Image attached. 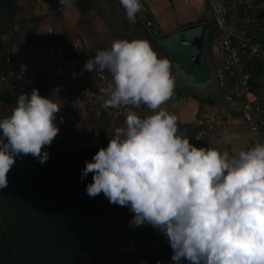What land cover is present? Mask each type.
Returning <instances> with one entry per match:
<instances>
[{
	"label": "clouds",
	"instance_id": "obj_1",
	"mask_svg": "<svg viewBox=\"0 0 264 264\" xmlns=\"http://www.w3.org/2000/svg\"><path fill=\"white\" fill-rule=\"evenodd\" d=\"M120 4L134 24L143 10L140 0ZM97 66L113 77L101 89L107 96L102 107L147 105L154 114L141 118L129 112L126 128H117L107 148L86 161L81 178L93 173L87 194L103 192L112 204L130 205V223L160 229L176 264L182 259L190 264H264V144L237 156L190 144L177 116L161 108L174 94L171 62L158 57L147 40L113 41L84 68L94 72ZM60 107L33 89L30 97L21 94L12 114L0 120V189L8 185L16 156L31 154L42 164L49 159L42 148L60 131L54 123ZM232 139L227 136L225 142Z\"/></svg>",
	"mask_w": 264,
	"mask_h": 264
},
{
	"label": "trees",
	"instance_id": "obj_2",
	"mask_svg": "<svg viewBox=\"0 0 264 264\" xmlns=\"http://www.w3.org/2000/svg\"><path fill=\"white\" fill-rule=\"evenodd\" d=\"M103 1L110 9V16L118 19L124 28L123 32L110 28L112 39L147 40L158 57L169 58L163 47L160 46L158 40L160 30L154 20L152 21L157 29L155 35L151 34L137 18L134 24L129 23L120 0ZM261 1L264 2V0ZM16 2L17 0H5L0 3V64L5 63L15 72L10 80V84L14 85L13 92L6 86L1 87L0 110L3 111V114L0 113V120L12 114L19 94L27 93L30 97L32 90L37 89L39 94L44 97L49 91H55L49 79L57 80L56 78L59 76H57L56 70L58 71L62 63L67 65L69 72H74L75 63H82L78 77L84 79L86 83L79 79L73 80L79 86L88 85L104 100L107 99V96L101 92V89L105 87L101 86V76L112 81V74L107 70L101 71L98 66L94 72H90L84 68V65L89 59H94L98 51L109 50V46L103 44L86 48L80 33L75 30L71 32L73 29L69 26L68 28L61 27L57 33L49 37L48 31L40 30L43 18L39 15H33L29 19L23 17L17 19L20 9ZM115 8L118 9L115 10ZM73 9L80 19L91 12L97 15L102 14L97 6V0H73ZM237 12L238 14L242 13L241 7H238ZM263 13L264 9L261 8L255 9L254 14L262 15ZM187 25L190 26V24ZM242 25L248 31L255 24L247 22ZM261 26L263 25H258V27ZM207 29V40L210 47L217 35L211 19ZM6 33L10 35L11 42L17 43L19 52L24 54L25 58L18 59L6 46L2 39ZM46 39H51L52 47L71 43L74 48L63 51L61 57L58 58L59 61L50 62L49 67L35 68L32 84H30L28 76L22 71L21 64L27 59L28 54H38L39 50L44 52L45 63H48L51 56L49 47L45 45ZM256 40L264 42V28L257 33ZM241 57L245 71L250 75L251 90L249 93L252 96L254 93L260 92L259 88H264V62L247 54ZM215 76L221 93H231L233 78L226 75L224 88H221L217 81V74ZM73 92H77L79 98L84 101L85 109L83 111H86V117L81 115V110H73V99L68 98L63 104V112L67 120H74L76 126L69 128L66 120L56 122L55 125L60 130L58 135L51 145L42 148V153L47 152L49 159L42 164L38 158L31 154L16 156L15 163L7 174L8 185L0 189V264H106V251H111L114 254V263L136 260L142 264H165L164 255L162 260L157 261L152 258V248L147 244L146 234L137 235L130 230L125 233L117 231L108 235L112 240L109 243H106L107 239L101 235L100 226L112 225L118 212L116 210L118 208L114 206L118 204L112 206L103 192L95 197H90L86 187L93 182V173H88L83 179L81 173L86 167V161H92L93 156L101 148H107L110 139L115 138V130L120 125L121 127L126 126V119L118 116L116 119L119 123L115 128H99L92 144L77 148L71 147L67 141L69 136L80 132L86 138L88 134L83 133L82 130L87 126L89 127L90 124L97 126L100 118L106 125L110 121L105 112L98 109L99 102L86 99L79 90ZM74 98L76 99L75 96ZM195 99L201 101L200 98L195 97ZM251 102L264 108V103H255L252 100ZM124 107L126 108L121 109L127 114H129V110L133 109H130L129 106ZM219 114L222 119V127L224 118L221 113ZM241 115L244 120L243 109ZM213 116L214 114L205 117L198 126L194 125L189 129L190 144H193L198 130L203 129V125ZM217 132L218 130L212 132L210 136ZM2 135V130H0V137ZM209 137H205L202 146L208 144ZM101 198L108 202L102 203ZM126 208L130 213V205Z\"/></svg>",
	"mask_w": 264,
	"mask_h": 264
},
{
	"label": "crops",
	"instance_id": "obj_3",
	"mask_svg": "<svg viewBox=\"0 0 264 264\" xmlns=\"http://www.w3.org/2000/svg\"><path fill=\"white\" fill-rule=\"evenodd\" d=\"M144 1L148 5L150 19L154 20L158 29L160 30V37L158 40L160 42V46L163 47V49L167 53V56L169 57L168 59L170 60L172 65V75L175 79L174 94L166 103L161 105V108L177 116L178 127L180 128L183 136L187 139L189 133L188 131L192 126H198L205 117L207 118L208 116L219 112L224 118V123L217 133L212 134L209 137L207 144L208 148L217 149L221 152L227 151L231 156H237L240 151H247L251 148H254L257 145V141L251 136L247 124L242 119V101L232 93L222 94L221 89L217 85L215 76L218 61L217 49L214 45V42H212L210 47L208 46L207 28L210 26V20L207 16L205 1ZM60 7L61 10L63 9L62 15H64V18L69 19V26L71 22H77V20L80 19L77 17V15L75 14V10L73 9V0H66L67 9H65L63 6H61V4H59L58 8L60 9ZM170 12L172 14H169ZM73 17L75 18V20L72 21ZM197 23L201 25L204 24L206 26L203 32V39L200 48L196 49L194 47H188L181 42L180 47H182V49H187L188 52L185 53V50H183L181 55L185 57V60L183 62H177L176 58H174L172 54H170V49L168 47V42L170 41V38H178V40L181 41V35L184 33L185 35H187V32H184L183 30ZM186 24H190V26H186ZM78 26L80 27V25H77L76 23L77 31L80 33L83 44L86 48H91L100 44L96 40L97 36L99 35L98 32L96 33V36H89L88 29H93L97 31L96 26H94L93 24L89 25L87 23H83L80 29ZM9 38L10 35L2 37V39L6 43V46L10 48V51L13 52L18 59L22 60V58H25V55L19 52L17 43L11 42ZM47 40L48 39H46L45 42L46 44ZM28 55L29 56H27V59H25L21 64V67L23 73L28 76L30 80L29 83L32 84L34 69L40 66L49 67L50 62L52 63L54 62V60L52 58L50 60L49 57L48 63H45V56L42 58L38 57V54L32 55L30 53ZM190 59H194V62L192 64L191 61H189ZM197 74L199 76H197ZM108 81L109 82L105 84L107 86L113 83V80ZM104 88H106V86ZM259 90V93H254L252 96L250 95L249 98L255 103L263 104L264 88H259ZM44 97L51 98L60 103L64 100L65 97L70 98V96H66L65 93L56 94L54 91H49ZM195 97L200 98L201 101H198L197 99H195ZM61 107H63L62 104ZM61 107L60 110L63 111ZM129 107L130 109L133 108L129 110L130 112H135L138 116L141 115V118H146L147 116L154 114L147 107V105H141L139 108H135L131 105H129ZM120 108L125 109L124 106H121ZM59 112L55 114L56 122L61 120ZM227 136H233L231 143L225 142V137ZM118 206L119 209H126L127 214L125 232L127 230H130L135 232V234L137 235L146 234L148 237L147 244H149L152 248V258L157 259V261L162 260L163 248L168 240L167 236L158 228L152 230L154 226L149 225L148 227V223H145L140 226L131 224L130 222L134 217V213L131 211L130 213H128L126 206ZM118 212L117 216H115L116 218L114 217L112 225H108L110 229L112 228L111 233L117 231L125 233L122 227V215L124 211L119 214ZM109 237L110 236L105 237L107 239L106 243L112 241L109 239ZM107 253L108 255H106ZM105 257L106 264H142L136 260L131 262L124 261L120 263H114V254L111 251H106Z\"/></svg>",
	"mask_w": 264,
	"mask_h": 264
},
{
	"label": "built area",
	"instance_id": "obj_4",
	"mask_svg": "<svg viewBox=\"0 0 264 264\" xmlns=\"http://www.w3.org/2000/svg\"><path fill=\"white\" fill-rule=\"evenodd\" d=\"M207 10V16L211 19L213 26L217 31L214 38V45L217 49V81L221 88H224L225 76L233 78L231 93L242 101V109L245 123L248 126L249 133L257 141V144H264V108L251 102L249 80L250 75L246 73L242 55H250L264 62V42L256 40L257 33L264 28V13L256 15L255 9H264V2L261 0H204ZM143 10L137 13L136 18L145 25L151 34H156V26L149 17L148 5L144 0H140ZM241 7L242 13L238 14L237 9ZM254 22L253 28L247 31L242 23ZM259 24L263 26L258 27ZM56 55L61 57L62 50L56 49ZM14 71L7 65L0 64V93L1 87L6 86L11 91L14 85L10 84V80L14 76ZM101 78H104L101 76ZM56 90L59 88L60 93H70L79 90L81 94L90 100L99 102L98 109L103 110L106 115L122 116L126 119L127 113L121 108H105L102 107L104 99L100 94L90 90L87 86H79L71 79L55 80L49 79ZM13 92V91H12ZM78 106L84 109V101L77 97ZM222 119L219 113H216L212 119H209L198 130L194 137L193 144L197 148H205L208 146L204 142L205 137H209L214 131L221 128ZM163 255L165 264H176L172 260L173 249L167 240ZM189 261L182 259L180 264H187Z\"/></svg>",
	"mask_w": 264,
	"mask_h": 264
},
{
	"label": "rangeland",
	"instance_id": "obj_5",
	"mask_svg": "<svg viewBox=\"0 0 264 264\" xmlns=\"http://www.w3.org/2000/svg\"><path fill=\"white\" fill-rule=\"evenodd\" d=\"M16 4L20 9V12H19L20 14L17 15V19H19L21 17H23L24 19H29V17H31L33 15H39L40 17L43 18L41 30L42 31H48L49 33L48 32L47 33H48L49 37L53 36L55 33H57L58 32L57 30H59L61 27L62 28L63 27L68 28V26H69V24H68L69 19L68 18L65 19L64 15H62L63 9L61 10V7H60V9L58 8L59 4H61V6H63L65 9H67L66 0H65L64 4L60 3V0H17ZM97 6L102 11L101 15H97L96 13L91 12L89 15L79 19L80 21L77 20V22L73 21V20H75V18L73 17L72 18L73 23L71 22L69 27L71 29H73V30H71V32H73L74 30L77 32L76 23H77V25H80V27L83 25V23H87L89 25L93 24L94 26L97 27V31H95L93 29H88L89 36L90 37H91V35L96 36V33L98 32L99 35L97 36L96 40L100 43L99 45L107 44L109 46V48H111L112 43L115 40L112 39V37H111L112 35H111L110 28L115 30V31H118V32H123L124 28L118 19L112 18L110 16V9H109L108 5L103 0H97ZM117 9L118 8H115V10H117ZM169 14H172V13L170 12ZM109 16H110V18H109ZM75 17H76V15H75ZM80 27H79V29H80ZM205 28H206V26L204 24L201 25V24L197 23V24L192 25V29H191L190 35L188 37H192L193 39L199 38L202 35V33L204 32ZM6 35H9V34L6 33L4 36H6ZM50 41H51V39L50 40L48 39L47 40L48 46H47V44H45V45L47 47H49V49H50L49 52L51 54V58L56 62L59 61L58 56L56 55V52H55L56 49H60L63 52L66 50H72L74 48V46L71 43L66 44L65 45L66 47L62 44L60 46H57V47H52L51 46L52 41H51V43H50ZM180 46H181V41L178 40V38H172V39L170 38V41L168 42L170 54H172V56L174 58H176L177 62H180V61L183 62L185 60L184 59L185 57L183 55H181L183 50H185V53L188 52L187 49H185V48L182 49V47H180ZM199 48H200V46H199ZM37 56L43 58L44 52L39 50V53ZM189 61H191V64H192L194 62V59H190ZM39 63H40V61H39ZM81 64L82 63H80V62H77L74 64L75 65L74 72H69L68 67H67V65H65V63L60 64L61 65L60 68H58V71L56 70V74L59 77L56 79L57 80H62V79L78 80L79 79L78 75L80 74ZM197 76H199V75L197 74ZM101 79H102L101 80L102 81L101 86L107 87V85H105V84H107V82H109V81L107 79H105V77L101 78ZM79 80L81 82L86 83L85 80L82 78H80ZM87 87L90 90H92L88 85H87ZM92 91H94V90H92ZM54 92L56 94H61L59 91L58 92L54 91ZM77 94H78L77 92H71L70 94L65 93L66 96L68 95V96H70V98L73 99V106H72L73 110H77V111L81 110V115L86 117V111H83L85 108L84 109L80 108L78 106L75 98H74V96L76 98L79 97V95H77ZM71 95H74V96H71ZM66 100H68V97H65L63 101L61 100L62 102L60 104L63 105ZM61 109H63V107H61ZM1 112L3 114L2 110H0V113ZM215 114L216 113H214V115ZM59 115L61 117V120H66L65 122L67 124H69V128H73L76 126V123H74V120H72V119L67 120L66 115L64 114V112L62 110H60ZM109 115L110 116L107 115L109 120H110L108 122V125H106V123L103 121V119L100 118V119H98L97 126L90 124L89 127L87 126L86 129L82 130L83 133L88 134V136H86L87 140H86L85 136H83L80 132H75L74 134H72L71 136H69L67 138L68 144L74 148H77L80 146H88L94 142V138H96V135H97L99 128H105V127L108 129L115 128V126H117L119 122L115 118V116H113L111 114H109ZM54 123H56V118L54 120ZM118 128H126V126L121 127V125H120ZM101 199H102V203L108 202L106 199H103V198H101ZM111 205L114 206L113 204H111ZM114 207L118 208L119 206L116 205ZM116 210H119L118 214L123 212V208H120V209L118 208ZM149 225L150 224H148V227H149ZM155 228L156 227H153L152 230H154ZM99 231H100L102 236L107 237L111 233L112 228L110 229L108 227V225L107 226L103 225V226H100ZM106 255H108V253Z\"/></svg>",
	"mask_w": 264,
	"mask_h": 264
},
{
	"label": "water",
	"instance_id": "obj_6",
	"mask_svg": "<svg viewBox=\"0 0 264 264\" xmlns=\"http://www.w3.org/2000/svg\"><path fill=\"white\" fill-rule=\"evenodd\" d=\"M1 2H5V0H0V3ZM191 29H192V26L183 30L184 32H187V35H185V33L181 35V37H180L182 39L181 42L183 41L182 43L185 44L188 47H192V48L194 47L196 49H199V46L201 45V42H202V39H203V33H202V35L199 38L193 39L192 37H188L190 35ZM19 95H21V94H19ZM180 127H183V126H180ZM123 211L124 212H123V215H122V227H123V230L125 232V229H126V214L127 213H126V209L125 208H124Z\"/></svg>",
	"mask_w": 264,
	"mask_h": 264
}]
</instances>
